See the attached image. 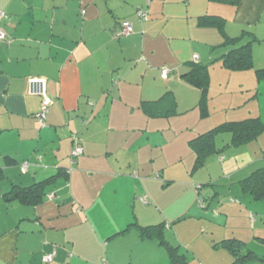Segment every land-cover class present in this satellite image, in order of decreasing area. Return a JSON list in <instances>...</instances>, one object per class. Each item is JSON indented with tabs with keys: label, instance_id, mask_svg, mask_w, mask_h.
Returning a JSON list of instances; mask_svg holds the SVG:
<instances>
[{
	"label": "crops",
	"instance_id": "crops-1",
	"mask_svg": "<svg viewBox=\"0 0 264 264\" xmlns=\"http://www.w3.org/2000/svg\"><path fill=\"white\" fill-rule=\"evenodd\" d=\"M146 1L0 0L8 16L0 20L8 34L0 42V264H43L49 254L51 264H101L103 258L119 264L128 259H114L117 247L132 255L143 252L142 245L146 255L166 251L138 227L158 224H165L170 245L197 244L189 252L199 264L219 253L223 264H232L231 254L216 248L226 239L241 240L246 249L253 238L264 244V221L256 219L264 217V201L236 189L264 168V132L239 146L231 133L218 135L221 152L197 171L190 147L226 123H264V79L256 75L264 68V0H239L237 6L151 0L149 18L141 22L137 7ZM204 16L225 20L224 31L204 25ZM125 22L134 32L119 37ZM247 44L254 68L227 69L224 56ZM195 55L209 68L207 117L201 89L186 77ZM32 78L46 81L51 104L44 122ZM171 99L176 107L164 116L142 109L155 103L165 113ZM76 146L83 152L73 157ZM59 174L37 206L6 198L15 187ZM204 184L212 192L203 197L210 201L202 210L198 186ZM220 187L240 198L222 195ZM146 197L147 205L141 202ZM219 197L224 200L211 202ZM147 212L159 216L158 223L146 225ZM250 250L255 257L247 264H264V253Z\"/></svg>",
	"mask_w": 264,
	"mask_h": 264
},
{
	"label": "trees",
	"instance_id": "trees-1",
	"mask_svg": "<svg viewBox=\"0 0 264 264\" xmlns=\"http://www.w3.org/2000/svg\"><path fill=\"white\" fill-rule=\"evenodd\" d=\"M213 1L232 4L234 6H237L239 3V0H213ZM201 22L204 25L215 26L219 30L224 31L225 20H223L220 17L204 16L201 17ZM123 24L121 26V30ZM235 41L236 40H231L230 42L229 40H227L226 43L233 44L235 43ZM251 52H252L251 44H247L241 48L234 49L231 51L229 55L224 56L223 65L231 71H242V70L244 71V70L253 69L254 63ZM256 75L259 80L264 79V68L257 70ZM186 77L188 78L191 84L201 89L202 98L200 102V109L202 110L204 117H207L209 114L207 108L208 90L210 85L209 68L207 66L200 65L199 62H195L194 64L191 65V70L187 73ZM170 102H172V105L170 109L165 113H163V111L159 108L160 104H157L156 106L155 103H148V104L145 103L142 105V109L144 110L145 113H147V115L151 117L164 116L166 113L168 112L170 113L171 110L173 111V108L176 107V102L174 101V99L173 100L171 99ZM263 132H264V123L260 119H248L239 123L238 122L226 123L220 125L214 130L198 136L197 138L190 141V147L197 156V160L194 165L193 171H197L198 169L202 168L206 164V161L211 156L221 152L217 148L215 142V138L218 135L224 133H231L233 144L239 146L257 140V138ZM63 175L65 176L66 174L64 173ZM59 176H61V174L48 178L44 181L38 182L28 188L15 187L12 191L6 194V198L18 197L24 204L37 206L45 201L48 195L47 188L52 185H55L57 182V178ZM239 185L241 187L242 192L248 197H250L253 201L256 202L264 201V168L253 172L249 177L242 180L239 183ZM198 188L199 191L202 189V187H198ZM203 201L204 199L202 200V202ZM133 225L135 224L129 225L128 229ZM138 227L141 236L143 238H156L160 240V244L166 249L172 264H190L188 256L181 251L180 246H173L170 245L168 242H166L165 224L149 225L147 227H140V226ZM246 247L247 245L245 244V242L238 239H226L222 242H219L216 245L217 249H226L231 254V256L233 257L232 264H247L255 257L254 253L250 249H246ZM53 260L50 263L43 262V264H51Z\"/></svg>",
	"mask_w": 264,
	"mask_h": 264
},
{
	"label": "rangeland",
	"instance_id": "rangeland-1",
	"mask_svg": "<svg viewBox=\"0 0 264 264\" xmlns=\"http://www.w3.org/2000/svg\"><path fill=\"white\" fill-rule=\"evenodd\" d=\"M40 114V113H39ZM160 151V150H159ZM158 151V152H159ZM160 159H161V157H160ZM160 159H159V161H160ZM176 171H177V169H169V172H174V173H176ZM194 175H196L195 173H194ZM208 185L209 184H204V187H202V189L200 190V192H201V194H200V196H199V201H198V205H199V207H201L202 208V210H203V208H205V206H207L208 205V202L210 201L209 199H208V201L206 200V201H203L202 202V200H203V197L205 196V194H208V193H211L212 192V190L211 189H208ZM198 187H201V186H198ZM236 189L237 190H239V192L241 193V194H243L242 193V191H241V189H240V187H238V186H236ZM231 191H233V193H235L236 191H235V189L234 190H231ZM218 192L219 193H221L222 195H225V196H227V197H230V198H234V199H236V197L237 198H240V197H238V195H232L231 194V192L228 190V191H226L223 187H220V190H218ZM147 198V197H146ZM221 200H224V198L223 197H219V198H216L215 200H213V201H211V202H214V203H216V205L218 204V203H220V201ZM141 202L143 203V204H145V205H147V202H143L142 200H141ZM210 202V203H211ZM241 205H244V202H242V203H240ZM216 205H213V206H216ZM236 206H238V205H236ZM209 216V218H211L212 216L214 217V218H216L215 217V214L212 212H210V214L208 215ZM156 217H158L159 218V216H156ZM156 217L155 216H153V215H149L148 214V212H147V219L145 220V221H147V224L146 225H149V224H151V223H158V221L156 220ZM256 219L257 220H260V219H263V221H264V217L261 215V214H257L256 215ZM210 221V220H209ZM221 221H223V222H221ZM212 222L214 223V224H216V223H223V224H225L226 223V220H224L223 218H217V221L216 220H214L213 218H212ZM218 223V224H219ZM220 223V224H221ZM208 224V222H205L204 223V225L206 226ZM201 225H203V223L201 224ZM180 228V227H179ZM216 228H218L217 226H216ZM176 230H179V232H180V229H176ZM218 230V229H217ZM263 233H264V230H263ZM177 236H179L178 234H177ZM180 237H184L182 234H181V236ZM252 237V236H251ZM194 238V237H193ZM192 238V239H193ZM186 242L187 243H193L192 242V240L191 239H186ZM195 247H198L197 246V244L196 245H190L188 248H186V246H182L181 247V251L183 252V253H185L187 256H188V259H189V262L190 263H192V264H199V261H196V260H194V258L192 257V254H191V252H189V249L191 250V249H194ZM248 248H250V249H255L256 250V252L257 253H264V244H260V242L258 241V239H252V241H250L249 242V244H248ZM137 249V248H136ZM138 249H142V250H144L143 252H141V253H139V254H136V255H132V254H127V253H124V250L121 248V247H117V250H116V255L114 256L115 258V260L118 262L119 261V259L120 258H126V259H128V260H124V261H120V262H118L119 264H172L171 263V260H170V257L168 256V255H166L167 253H166V251L163 249V250H161V252H154V254H147L146 255V247H145V245H142V246H139V248ZM222 250H224V249H222ZM166 253V254H165ZM105 257V256H104ZM103 259H105V258H103ZM103 259L101 260V264H103ZM105 260H107L108 261V259H105ZM205 261V263H207V264H214L215 262L217 263V264H223L224 263V261H225V258L223 257V253H219V255H216V257H215V259L213 258V259H211V260H204ZM109 263H110V261H108ZM111 264V263H110Z\"/></svg>",
	"mask_w": 264,
	"mask_h": 264
},
{
	"label": "built area",
	"instance_id": "built-area-1",
	"mask_svg": "<svg viewBox=\"0 0 264 264\" xmlns=\"http://www.w3.org/2000/svg\"><path fill=\"white\" fill-rule=\"evenodd\" d=\"M150 2H151V0H147L145 7L138 6V8H137V16L141 22L147 21L149 18L148 7L150 5ZM6 18H7V15L3 12H0V20H4ZM133 32H134L133 25L129 22H125L123 24L122 30L120 31V33H118V36L119 37H124V36L127 37V36L131 35ZM7 40H8V34L0 27V42H6ZM193 59L195 62H198V59H199L198 55H195ZM169 73H170V71L168 69H164L161 72L164 79L168 78ZM30 90H31L32 94L38 95L41 98H43V106L41 108L39 118H40L41 122H44V120L46 119L47 114L49 112V106L51 104V100L46 97V81H45V79L44 78H32L30 80ZM82 152H83L82 148L79 146H76L72 151V156L77 157V156L81 155ZM24 170L25 171L27 170V166H24ZM51 197H53V196H51ZM142 201L147 202V204L149 203L147 198H143ZM53 257H54L53 254H49L43 258V262L44 263H50L53 260ZM105 259H103V264H110Z\"/></svg>",
	"mask_w": 264,
	"mask_h": 264
}]
</instances>
